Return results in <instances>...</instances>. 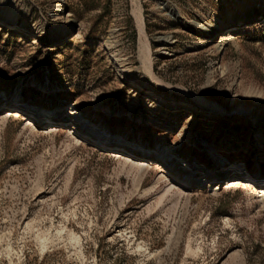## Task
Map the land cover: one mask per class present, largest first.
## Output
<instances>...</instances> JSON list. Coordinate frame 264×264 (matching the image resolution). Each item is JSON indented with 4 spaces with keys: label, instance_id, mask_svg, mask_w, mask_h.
I'll list each match as a JSON object with an SVG mask.
<instances>
[{
    "label": "rangeland",
    "instance_id": "1",
    "mask_svg": "<svg viewBox=\"0 0 264 264\" xmlns=\"http://www.w3.org/2000/svg\"><path fill=\"white\" fill-rule=\"evenodd\" d=\"M257 134L264 0H0V264H264Z\"/></svg>",
    "mask_w": 264,
    "mask_h": 264
},
{
    "label": "bare ground",
    "instance_id": "2",
    "mask_svg": "<svg viewBox=\"0 0 264 264\" xmlns=\"http://www.w3.org/2000/svg\"><path fill=\"white\" fill-rule=\"evenodd\" d=\"M133 14H134L136 22H137V29H138V32H139V42H138L139 43V51H140V54L142 55L143 63L145 65V67H146V70L151 75H154V73H153V71L151 69L152 62H151V57L149 55L148 41L144 39L145 36L143 37V35H144L143 34L144 23H143V20H142V16L140 14V10H139V8L137 6H134ZM2 20L5 21L4 19H2ZM8 23H13V22H8ZM243 27H244V25L243 26H238V25L231 26V27L228 28L227 31H224V32L218 34V38H229L231 34L236 33L237 31L243 29ZM207 34L213 35L215 33H213V31H208ZM208 40L209 39L205 36L204 37V41L207 42ZM138 86L147 88L148 85L144 84V83H140V84H138ZM1 93H5V92L2 91ZM14 98L17 99V97H14ZM17 101L20 104L24 103L23 101H21L19 99H17ZM198 105H200L202 107H206L205 110H207V111H211V108H213L208 103L201 102V101L199 102ZM29 106H33L34 110H39V106L36 105V104H30ZM178 107H179L178 103H172V105H171V109H176ZM47 111H51V109L48 108ZM194 111L198 112L199 108H194ZM213 111H214V113H218V114H224V113L227 114V112L224 111L223 107H214ZM50 115H54L55 117H57V113L56 112H53ZM165 126H167V125H165ZM89 136L94 137L95 139H98V140H101V141H107V142L108 141H112V137H113L112 134H109L107 132H101L97 128L92 129L90 131ZM256 139L258 140V143H259L258 145H256L257 149H255V147H254L252 150H249L248 152L246 150L237 149L236 147H234V149L232 151L231 150L220 149L218 151V155L221 158H226V159L230 160L235 166L239 165V161L244 162V167H245L246 172H247L248 175H251V177H253V178L261 177L262 179H264V136H263V134H257L256 135ZM124 148L125 149H129L130 151H133V152L134 151H138V150H139V152L146 150L145 146H141V145H138L136 143L124 146ZM169 153H174V151L172 149V146H167L166 150H165V153L162 154L161 157L162 158H166L167 154H169ZM142 161L143 160H141V162H140L141 165L143 164ZM199 162H200L201 166L203 167L205 175H208L210 177H218V175L223 174V173H218L216 171L212 172L211 169H210L211 165L207 161H204L203 159H200ZM227 170L228 169H226L225 171H227ZM227 182H230L232 184V183L238 182V181L236 180V178L235 179L232 178V179H227L226 183ZM238 184H239V182H238Z\"/></svg>",
    "mask_w": 264,
    "mask_h": 264
}]
</instances>
